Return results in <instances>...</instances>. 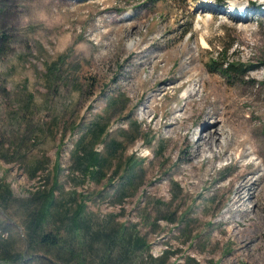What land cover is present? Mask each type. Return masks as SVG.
<instances>
[{"label": "rangeland", "instance_id": "374dc122", "mask_svg": "<svg viewBox=\"0 0 264 264\" xmlns=\"http://www.w3.org/2000/svg\"><path fill=\"white\" fill-rule=\"evenodd\" d=\"M230 2L246 4L248 19L228 15ZM263 2L213 0L206 13L197 11L199 0H0V181L12 192L0 199V264H264V230L240 239L233 232L245 233L249 223L242 213L225 220L231 188L243 174H264ZM224 61L235 62L236 72L217 71L215 62ZM202 77L253 108L260 167L247 166L256 158L236 159L237 146L232 159L191 161L185 132L170 134L183 94ZM199 116L189 139L202 131ZM102 121L112 138L141 126L126 154L139 158L141 186L124 201L120 176L84 180L72 157L80 137ZM95 151L103 153V143ZM56 186L58 205L77 193L90 217L75 248L64 245L69 234L56 217L43 227L61 239L58 247L30 242L34 199ZM245 209L264 215V200ZM121 227L146 238L152 260L123 244ZM4 244L18 260L2 259ZM70 250H81L84 261Z\"/></svg>", "mask_w": 264, "mask_h": 264}, {"label": "bare ground", "instance_id": "6f19581e", "mask_svg": "<svg viewBox=\"0 0 264 264\" xmlns=\"http://www.w3.org/2000/svg\"><path fill=\"white\" fill-rule=\"evenodd\" d=\"M211 3H213V0H201L196 9L199 12H212L214 9H212ZM230 4V6H234L231 7L232 11L237 8H242L239 10L244 11V7H246V4L241 6V3L236 2ZM203 45H206V42H203ZM130 47H132V44ZM139 84L144 86L145 82ZM207 84H211L209 88L206 87ZM170 89L173 92L178 90L174 86H170ZM210 98H212V101H210ZM183 99L185 100L184 106L176 111L181 116H179L180 118H174V122L169 127L170 134L173 135H177L180 131L185 132L184 137L188 139L191 148V151H189L191 161L206 158L205 160L209 164H213L215 161L226 157L232 159V148L237 146L234 150L236 159L256 158L255 161H251L247 165L254 168H258L263 164L264 160L261 161L260 158L261 144L256 136V132L261 126L253 122V108L244 110L248 103L244 100L241 101L240 98L235 99L218 92V87L209 78L204 77L183 94ZM209 108L211 110L206 112ZM155 112L156 110L149 106L145 110V116H149L151 120ZM196 112H199V119L202 120L203 128L199 135L195 134L189 139V132L198 121L194 120ZM207 155L210 156L206 157ZM253 175L252 172L243 174L242 177L240 176L241 180L238 185L231 188L234 196L231 203L232 207L228 213L229 217L225 219L226 222L229 223L234 220L239 212L242 213L239 217L249 222L248 228L246 227L247 231L243 230L246 231L245 233L233 232L235 235H239L238 238L240 239L244 238L243 234L249 238L264 230V215L254 214V210L245 209L248 203L253 204L256 202L257 205L258 200H264V174L256 177H253Z\"/></svg>", "mask_w": 264, "mask_h": 264}, {"label": "trees", "instance_id": "16d2710c", "mask_svg": "<svg viewBox=\"0 0 264 264\" xmlns=\"http://www.w3.org/2000/svg\"><path fill=\"white\" fill-rule=\"evenodd\" d=\"M6 40L7 36L3 34L1 42ZM1 55L2 52L0 50V56ZM215 65H220L217 71L226 75L236 72L235 68H238L235 62L229 61H224L222 63L215 62ZM131 124L132 127L130 130L121 131L116 138H112L107 123L102 121L101 124L94 125L93 128L85 132L84 136L80 137L75 144L72 154L74 163L80 166L84 173V180L102 182L105 179L120 176L121 182L117 188V193L121 201L127 199L131 192L135 193L136 190L139 189L141 185L138 184V182L142 179L139 169L141 164L138 156L133 154L129 158L126 157L129 147L135 145L142 134L141 126L138 123L135 122ZM87 137H90L88 141L86 140ZM99 143H103L104 145L103 153L95 151V146ZM36 170H38V168ZM108 176L109 178H107ZM58 188L59 186H56L47 193H38L35 197L34 205L38 206V209L33 213L31 220L27 224L30 242L34 244L35 238L39 237L41 244L51 248L58 247L61 243V239L49 233H44L43 227L49 223L50 219L56 217V220L60 221L62 225H65V229H67V233L69 234L70 242L67 241L64 245L68 246L70 243L69 247L75 248V244L73 243L78 242L81 245L80 236L82 232H87L90 228V217H87L88 214L86 213L84 200H81L77 193L71 194L72 196L67 200L68 203L58 205L54 194ZM177 190H181L180 187L177 188ZM4 198L11 199L12 192L8 187L2 185L0 181V199ZM162 205L164 204L162 203ZM60 209L62 210L60 211ZM165 212H169V209ZM164 220L168 223L176 221L171 218ZM106 237L109 242H115L109 235H106ZM120 239L123 241V244L127 243L128 246H131L135 253L144 252L148 258L151 260L153 259L151 255V245L146 238L140 237L137 231H128L127 228L123 227ZM69 253L74 260L76 258L81 260V262L84 261L83 252L81 250H79V252L70 250ZM11 254L12 251L9 245L4 244L2 259H4V261L18 260L16 257L13 258ZM164 254L168 253L165 251ZM81 262L79 261V263Z\"/></svg>", "mask_w": 264, "mask_h": 264}]
</instances>
